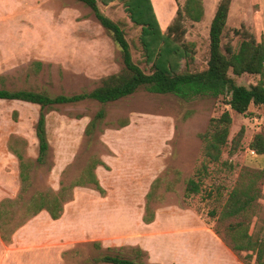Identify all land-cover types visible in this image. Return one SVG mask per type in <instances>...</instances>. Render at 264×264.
<instances>
[{
	"label": "rangeland",
	"instance_id": "374dc122",
	"mask_svg": "<svg viewBox=\"0 0 264 264\" xmlns=\"http://www.w3.org/2000/svg\"><path fill=\"white\" fill-rule=\"evenodd\" d=\"M152 1L165 32L185 0ZM218 1L201 0L199 21L184 16V40L193 44V54L180 61L181 70L206 67L208 29ZM97 6L120 25L132 60L149 72L138 40L140 27L129 19L123 0L107 4L97 0ZM241 26L264 44V0H231L221 46L229 43L236 49L240 37L233 30ZM122 67L118 47L82 2L0 0V88L70 95L91 90ZM233 78L245 86L264 83V74ZM226 100V96L184 100L139 88L108 103L86 99L56 104L43 109L48 149L38 163L39 105L0 99V201L15 199L21 191L19 161L12 149L30 161L25 199L73 184L92 158L102 162L94 174L103 189L73 186L58 219L41 210L17 228L9 242L0 239V264H105L96 261L104 253L121 249L131 257L135 247L144 252L145 264H244L246 253L233 251L224 233L237 218L220 221L208 212L220 211L243 171H260V193L248 230L253 237L264 238V154L249 148L255 134L264 136V107L251 104L239 114ZM100 110L103 117L95 118ZM223 110L229 111L231 124L220 161L208 163L200 192L185 196V181L203 158L199 134ZM92 119L95 127L87 134ZM240 129L242 136L232 149ZM156 177L161 180L149 201L154 219L146 224L142 221L146 194Z\"/></svg>",
	"mask_w": 264,
	"mask_h": 264
},
{
	"label": "trees",
	"instance_id": "16d2710c",
	"mask_svg": "<svg viewBox=\"0 0 264 264\" xmlns=\"http://www.w3.org/2000/svg\"><path fill=\"white\" fill-rule=\"evenodd\" d=\"M88 6L98 23L111 36L119 49L123 67L121 71L105 76L96 87L89 91L75 94H58L51 96L46 91L31 89L0 88L1 100H20L38 104L40 112L35 124L38 154L36 162L41 163L47 154L48 141L45 131V113L56 104L77 103L86 99L99 103L113 102L143 88L151 93H171L177 97L190 100L196 96H226V104L236 113L245 114L252 104L264 107V83L259 80L248 86L237 84L233 76L242 74H264V44L243 29H234L233 33L240 37L237 48L229 43L220 44L222 30L226 24L231 0H219L211 18L208 39L209 57L204 69L198 71L181 70L180 61L191 58L193 44L184 40V16L193 21H199L203 14L201 0H185L181 8L176 9L175 16L162 32L153 11L150 0H123L128 17L134 25L140 27L138 40L146 63L150 64V71L144 72L131 57L129 44L125 39L120 25L103 14L97 0H77ZM107 4L112 0H100ZM103 111L96 113L95 118L101 119ZM231 115L223 110L220 115L210 119L206 130L199 134L202 142V161L196 168L194 175L187 178L184 186L185 196L200 192L203 177L207 174L208 163L219 162L221 153L227 145ZM95 127L94 119L86 126L85 132L90 134ZM240 129L233 138L232 149L235 148L242 136ZM249 148L256 154H264V136L257 133L249 142ZM19 161V177L22 184L21 191L15 199L0 201V239L9 242L11 234L28 219L41 210H45L51 219H58L62 214L63 203L73 186L91 185L99 192L103 189L98 183L94 169L101 164L98 159L92 158L82 171L79 178L70 185H61L56 192H35L27 199L24 194L29 186L28 169L30 161L22 158L18 150L12 149ZM260 171H243L238 182L227 193L225 202L219 212L211 210L210 217L224 221L237 218L229 223L225 229V237L230 248L235 252H245L244 264H264V238L253 237L249 233L248 218L260 193ZM161 178L156 177L151 189L146 194V204L142 221L146 224L154 219V212L149 205L153 189ZM217 213V214H216ZM19 214V216H18ZM215 233H221L214 228ZM94 245L98 246L97 243ZM113 251V250H112ZM133 255L125 256L121 249L113 253H104L96 261L105 264H145L142 261L143 251L139 247L131 248Z\"/></svg>",
	"mask_w": 264,
	"mask_h": 264
},
{
	"label": "crops",
	"instance_id": "0c3cea01",
	"mask_svg": "<svg viewBox=\"0 0 264 264\" xmlns=\"http://www.w3.org/2000/svg\"><path fill=\"white\" fill-rule=\"evenodd\" d=\"M150 1H151V4H152V7H153V11H154V13H155V16H156V18H157L158 15H156V12H157V11L155 12L156 9H154L153 1H152V0H150ZM158 18H159V17H158ZM158 23H159V22H158ZM159 26H160V24H159Z\"/></svg>",
	"mask_w": 264,
	"mask_h": 264
},
{
	"label": "bare ground",
	"instance_id": "6f19581e",
	"mask_svg": "<svg viewBox=\"0 0 264 264\" xmlns=\"http://www.w3.org/2000/svg\"><path fill=\"white\" fill-rule=\"evenodd\" d=\"M157 15H158V13H157ZM158 17H159V15H158Z\"/></svg>",
	"mask_w": 264,
	"mask_h": 264
}]
</instances>
